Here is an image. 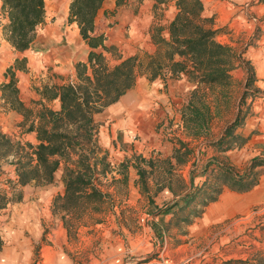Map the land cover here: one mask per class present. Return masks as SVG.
Segmentation results:
<instances>
[{"label": "rangeland", "instance_id": "1", "mask_svg": "<svg viewBox=\"0 0 264 264\" xmlns=\"http://www.w3.org/2000/svg\"><path fill=\"white\" fill-rule=\"evenodd\" d=\"M115 1L123 3L125 0ZM256 1L242 3L234 24L229 22L226 26L232 35V49L241 57V70L234 73L230 86H196L188 96L191 99L182 109L180 118L186 134L190 132L191 126L185 118L194 92L200 96L195 101L197 105L200 108L207 106L212 118L208 127L200 131L199 138L186 143L191 153L186 154L187 151L182 149L177 154L174 150V145L181 141L178 135L180 126L173 129L174 125H178L173 123L174 119L171 121L173 124L170 122L166 126H163L164 123L156 127L149 124V129L157 135L164 130V136L159 135L161 148L158 151L141 153L139 147L143 141L150 144L151 140L147 141L142 135L143 131L138 130L137 125L134 127V123L131 129H120L112 140L98 143L99 148L108 152L107 163L110 167L107 174L101 177L99 185L108 194V200L98 205L99 211L85 212L76 217L65 215V212H55L53 208L51 223L43 222L32 227L42 233V238L35 244L32 261L26 259L20 264H264V197L237 211L212 215H209L208 210L213 208L214 204L210 203L214 202L204 206L205 201L215 196L210 188L222 187H219L220 177L215 172L218 164L242 176L253 160H264V4L255 5ZM71 2L48 0L46 21L37 29L36 35L45 34L50 28L64 22L61 27L63 33L73 36L69 32L71 29L66 30L67 27L71 28L66 18ZM142 4V0H127L125 8H131L124 11L129 14L117 29L114 27L119 21L113 20L110 23L108 38L114 50L105 53L110 67L128 58H137L141 66L137 79L150 76L146 64L150 60L148 52L151 49L131 51L126 43L144 34L143 28L136 26L132 16V12L138 11ZM134 16H137V12ZM78 50V47L73 49L68 57L72 70H68L67 65L64 66L65 70L37 62L36 67L45 77L36 79V86L32 85L33 88L29 87V91L24 94L36 95L34 89L43 87L45 82H56L58 85L76 82L77 58L74 55ZM29 56H33V53L30 52ZM154 59L163 68L168 66L165 50L156 54ZM62 66V63L57 65ZM251 76L253 85L247 87ZM5 94L14 107L17 103L11 99L12 93L7 91ZM245 94H248L246 100ZM34 109H30L33 116L29 120L38 113ZM17 111L25 116L23 112ZM239 113L247 120L236 129L235 134L249 138L248 145L243 147L244 150L235 148L234 153L229 150L227 152L230 155H225V151L213 147L212 143L216 142L215 136L219 129L234 122ZM250 119H253L252 123L247 130H243ZM112 123L114 121L111 119L101 122L103 128L109 125L108 130H111ZM192 132L195 133V129ZM126 136L132 141L126 139ZM165 141L171 143L173 149H163ZM14 143L19 144L17 141ZM135 143H138L137 147ZM25 145L21 146L24 148ZM26 152L29 149L14 148V153L21 157ZM139 170L143 172L142 175ZM258 171L264 175V167ZM224 188L226 192L230 191L228 187ZM188 196H195L190 204L183 199ZM177 202L180 204L178 207L165 213ZM42 216L48 218L47 212ZM5 237L8 243L14 242L11 232L7 231ZM53 242L57 248H44V245L49 244L53 247ZM14 251H8L10 258ZM28 251L31 252V249L23 251L26 258Z\"/></svg>", "mask_w": 264, "mask_h": 264}, {"label": "trees", "instance_id": "2", "mask_svg": "<svg viewBox=\"0 0 264 264\" xmlns=\"http://www.w3.org/2000/svg\"><path fill=\"white\" fill-rule=\"evenodd\" d=\"M1 1L2 14L7 20L3 25L4 40L16 51L29 50L35 41L37 29L46 21L48 0ZM105 1L72 0L70 3L68 23L77 24L80 36L91 49L88 60L76 64V82L44 88L45 97L60 100V110L44 107L34 114L37 124L34 120L29 131L37 133L39 144H26L24 148L29 149V152L15 162L18 182L14 189L32 184L50 185L63 166L65 194L56 198L54 209L55 212H65V215L75 217L85 212L99 211L98 205L108 200V194L104 193L99 185L110 164L107 163L108 155L101 156L102 150L97 145L98 126L95 116L117 103L133 89L141 71L140 63L135 57L128 58L114 67L109 66L105 53L112 52L114 48L106 45L107 37L96 25L98 13ZM258 3H264V0H258ZM176 5L178 13L169 26L170 41L163 38L157 40L159 49L165 50L173 73H187L198 85L208 88L230 86L231 72L241 63V57L234 53L231 46L218 41V37L229 34L228 28H215V17L206 16V7L202 0H176ZM176 55L185 58V61L176 62ZM147 66L152 79L158 77L163 69L154 57L150 58ZM15 68H21V65L17 62ZM252 77L249 78L247 87L253 85ZM2 90L12 93L14 99H11L17 103L13 109L23 112L27 120L33 116V111L27 109L19 100V89L14 80L4 84ZM198 97L199 93L194 92L188 106L189 113L185 118L191 126L189 133L193 136H199L200 131L208 127L212 119L207 106L200 108L195 102ZM247 97L248 94H245L244 100ZM245 119L246 117L239 113L236 120L227 126L223 135L212 143V146L225 152L243 148L249 138H243L235 134V131L244 124ZM193 129L195 133L192 132ZM178 145L180 147L176 148L177 154L182 149L187 151L186 154L191 153L185 142L179 141ZM15 147L24 150L20 144L0 134V152L1 149L3 152L1 156L14 153ZM260 167H264V160L255 159L248 171L239 176L233 169L218 164L215 172L220 177L219 187H222H209L215 196L205 201L204 206L216 201L223 192V187L238 193L251 191L259 183ZM139 172L143 174L141 170ZM194 197L183 199L190 204ZM179 205L177 202L165 213ZM2 245L0 239V249Z\"/></svg>", "mask_w": 264, "mask_h": 264}, {"label": "crops", "instance_id": "3", "mask_svg": "<svg viewBox=\"0 0 264 264\" xmlns=\"http://www.w3.org/2000/svg\"><path fill=\"white\" fill-rule=\"evenodd\" d=\"M202 1L206 7V16H214L215 28L219 29L226 27L229 22L233 25L241 4L248 0ZM124 2L125 5L123 4ZM124 2L117 3L115 0H106L103 8L98 13L96 25L101 32L105 33L107 37L105 43L109 47L110 38H108V35L111 30L110 25H112L110 23L113 20L119 21V24L114 27L117 29L121 27L124 17L129 14L128 11L131 7L125 8L127 0ZM142 3L138 11L134 10L132 12V16L135 18L136 26L143 28L144 34L141 38H131L126 45L129 46L131 51H139L144 48L151 49L148 54L150 58H153L161 51L157 40L163 38L166 41H170L169 26L175 19L178 8L176 0H142ZM254 4L263 5L264 3H258L256 1ZM127 9L128 11H124ZM135 12H137L136 17L134 16ZM68 17L69 12L66 14V18ZM64 21L66 22L65 18ZM6 23L7 20L2 14V1L0 0V133L11 137L13 142L17 141L20 145L30 143L36 146L39 144L37 133L35 131H29L35 118L27 120L25 116L13 109L11 102L2 90V86L14 80L19 89V100L26 108L32 110L36 108L37 112L44 107L59 111L61 106L60 100L58 98L50 100L43 94L45 87L60 86L56 82L49 84L45 82L43 87L34 89L36 95L34 93L33 95L24 94V92L29 91V87L33 88L32 85L36 86V79L40 80V77L44 75L39 70V67H36V63H42V65L48 64L53 68L65 69L64 66L70 65L68 63L70 60L68 57L73 53V49L79 48L77 54L74 55L77 58L75 65L79 62H87L91 49L80 36L77 24L70 25L68 23L71 28L67 27L66 30L69 31L68 29H71L69 32L73 35H70V37L66 33H63L61 27H63L64 22H62L59 23V26L57 24V26L50 28L45 34L36 35L33 46L25 52H19L3 38V25ZM231 36L229 33L218 37V40L232 47ZM33 48H35V52H33ZM30 52L33 53V56H29ZM175 61L183 62L185 58L176 55ZM17 62L21 65V68H15ZM58 63H62L63 66L57 67ZM167 63L168 66L161 70V74L158 77L152 79L150 73V76L147 78L137 79L133 89L121 97L117 103L95 116V123L98 126V133L96 135L97 144L105 140H112L120 129H131L134 123V127L137 125L138 130L143 131V137L147 141L151 140L150 144L144 143L143 141V144L139 147L141 153L145 154L151 153L154 150L158 151L161 148L159 147L158 141L159 135L164 136L162 134L164 130L161 131V134L157 135L154 133V130L149 129V124H152L154 127L159 123H164L163 126H166L173 119V123L178 124L174 125L173 129L178 128V126L181 128L178 131V135L181 136V141L188 143L191 140L199 138V136L184 133V126L180 117L184 105H187L191 99H188L191 90L200 85L193 81L187 73L182 72L175 75L170 63L168 61ZM240 64H237V67L232 71V78L234 73H238L241 70V67H239L241 66ZM72 68L73 66L71 68L69 66L67 69L72 70ZM37 92L39 95H37ZM52 105L54 106L52 107ZM109 119L114 121L111 124V130H108L109 125L103 128L101 124V122ZM251 121L253 119L247 121L243 130L248 129ZM35 124H37V119L35 120ZM227 126L228 124L223 125L219 129V132L215 136V141L223 135ZM126 139L132 141L129 136H126ZM137 144L135 143L136 147ZM178 146V144L174 145V150ZM162 147L163 149H171L172 145L168 141H165ZM100 149L102 150L101 154L108 155L107 151H104L101 147ZM228 152L224 154L230 155ZM232 153H234L233 150ZM20 157L16 153H10L4 158L0 152V239L3 243L0 249V264H20L26 259L30 262L32 261L35 244L42 238V233L40 234V231L33 230L32 227L35 224L41 225L43 222L51 223V210L54 208L55 200L58 196L63 197L65 194V185L62 180L63 166L56 173L55 180L50 185L36 186L32 184L25 187L18 186L14 190L13 185H17L18 182L15 162ZM263 185L264 175H261L258 185L249 192L238 193L232 190L226 192L224 188L218 197L219 199L217 198L214 203H210L214 204V206L211 210H208L209 215L213 213L217 214L218 212L237 211L239 208L247 207L251 203L260 200L264 197ZM46 212L48 218L42 216ZM7 231L13 234L15 238L14 242L8 243L5 237L7 236ZM44 248H57V244L53 242V247L52 244H49L47 246L44 245ZM10 249L15 250L11 258L8 256ZM26 249H31V252L28 251L27 258L23 254V251Z\"/></svg>", "mask_w": 264, "mask_h": 264}]
</instances>
